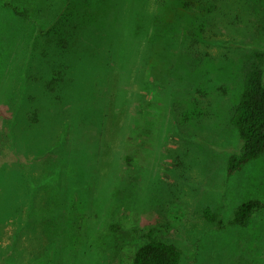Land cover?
Listing matches in <instances>:
<instances>
[{"label": "rangeland", "instance_id": "374dc122", "mask_svg": "<svg viewBox=\"0 0 264 264\" xmlns=\"http://www.w3.org/2000/svg\"><path fill=\"white\" fill-rule=\"evenodd\" d=\"M147 1L153 21L174 5L188 12L135 34L129 62L107 52L106 30L66 17L74 3L100 13L101 0H0V264H132L150 231L183 264H264V210L233 222L243 203L264 202V153L228 174L242 146L230 120L244 72L264 56V2L211 0L210 14L193 17L181 0ZM106 20L116 30L126 21ZM162 47L161 63L144 55ZM57 64L71 83L54 91ZM34 112L53 124L40 148Z\"/></svg>", "mask_w": 264, "mask_h": 264}, {"label": "trees", "instance_id": "16d2710c", "mask_svg": "<svg viewBox=\"0 0 264 264\" xmlns=\"http://www.w3.org/2000/svg\"><path fill=\"white\" fill-rule=\"evenodd\" d=\"M142 1L143 0H101V6H103L104 10L100 13L98 11V13L94 14L89 10L83 12L84 8H80L74 3L70 4L69 8H67L66 17L79 27L94 28V31L98 29L106 30L108 33H110L109 35L114 40L112 46L113 49H107V52L110 53L114 58L123 56L125 57V61H128L134 58L135 55H137L139 50L138 48L140 47L139 45H136L138 38L135 40L133 38L135 34L137 36L143 34L147 35L150 27L154 26L155 28H157L158 24H160V26L162 27V24L160 23L161 21H163V23H168L169 21V24H173L181 17H184L188 12L183 10L182 8H176V6L174 5L168 9V19L166 21H164L163 19L160 21L158 18H153V21L149 16L150 14L148 13V9L145 8V5H143ZM260 1L264 2V0ZM145 2V4L147 5L148 1L145 0ZM180 2L185 3L188 9L195 12V15L193 17H197V11L199 10L205 16L210 14L211 10L209 4L211 0H181ZM129 3H131L130 8L128 7ZM2 6L6 9H10L16 16L22 17L24 19L29 18L26 13L20 11L13 4L5 3ZM201 12L199 13L202 14ZM114 13L119 14L122 18H124V20H126L122 26V29H114V26L108 20H106ZM137 18H139L142 26L137 25L136 28L135 21H137ZM51 27H54V24H52ZM51 27H49L44 32L50 30ZM44 32L42 31L41 33L43 34ZM69 33L73 34L74 32L69 31ZM141 38L142 37H139V41L141 40ZM158 41L163 44L168 43L166 39L164 40L163 36H160L158 38ZM152 42H155V40L153 39ZM125 46L128 47L127 56L123 54ZM69 49L71 48L69 47ZM71 51H73L74 53L76 52L73 46L70 52ZM161 51H164L163 47L161 48V50L157 51H152L150 48V50H144V55L148 57L150 56L151 60L156 59L160 62V60L162 59ZM47 54L48 53L46 52L44 56H46ZM102 54L104 56L103 51ZM49 56H46V58ZM92 57L93 55L91 56L90 60L92 59ZM254 57L255 58L246 66L243 76L241 95L230 120L231 125L236 129L238 133L242 146L238 153L233 154L229 157V175H234L235 173L241 171L243 167H245L250 162L260 158L264 153V56L260 53H257ZM79 59L82 61L85 60V58H83L82 56H79ZM131 61L132 60H130L129 62ZM53 63L54 62H50V64ZM160 63L158 64L159 66ZM63 64L52 66V68H54V75L56 76L53 79V83L50 85V88L54 91L58 86V83L62 82L66 84L68 83V81L70 82L69 76L67 78L64 77L63 79V75L61 72V67ZM78 65H73L72 69L69 70L68 75H71L74 71H76ZM95 65H97L96 62ZM69 67V64L65 66L66 69ZM59 74L61 75L60 80L57 79ZM86 78L87 77L85 71L81 70L78 79L83 80ZM74 110H77L76 106L70 110L69 114L77 112ZM45 117L47 118V116ZM29 119L31 120V122H29L30 125L36 124L40 129L35 134L36 147L40 148L43 145L46 146L47 143L44 142L51 139V136H53V130L50 128V126L53 127V124H50L49 121H46L45 118L43 119V112H34ZM29 130L33 131V134L35 133V127ZM84 137H86L85 128H82L79 130L76 138L84 139ZM62 142L63 141H61L60 144H62ZM263 210L264 202L259 200H250L243 203L237 208L234 214L233 222L238 226H246L257 213ZM204 216L205 219L210 222L216 221V216L209 209L204 212ZM143 239L144 244L134 254L132 264H183L182 253L175 244L159 239L158 237H156L153 231L146 233L143 236Z\"/></svg>", "mask_w": 264, "mask_h": 264}]
</instances>
